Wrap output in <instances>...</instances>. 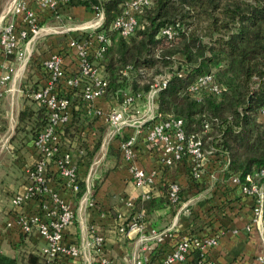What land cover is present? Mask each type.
Instances as JSON below:
<instances>
[{
    "label": "built area",
    "instance_id": "1",
    "mask_svg": "<svg viewBox=\"0 0 264 264\" xmlns=\"http://www.w3.org/2000/svg\"><path fill=\"white\" fill-rule=\"evenodd\" d=\"M68 2L69 0H10L2 16L0 51L5 57L13 56L22 67L29 61L34 40L39 35L53 34L62 38L58 49L42 59L45 74L43 73L38 87L30 92L31 99L46 109L47 121L32 139L34 159L24 168L25 181L20 190L10 195L12 207L21 208L35 200L38 209L34 213H15L6 222V226L16 225L24 234L36 230L45 242L41 254L48 263L62 257L77 259L85 255L89 263L97 261L107 264L109 260L106 257L104 236L95 229L89 230L91 241L87 243L88 248L64 241L65 230L74 221V210L70 200L61 197L50 186L49 171L54 167L61 179L62 188L71 193L80 189L72 150L64 144L62 138L63 129L72 121L74 109L81 107L87 115L103 119L106 124V141L125 134L120 141V154L128 163L131 178L138 187L147 186L152 190L156 175L155 171H146L135 161V146L140 136H143L148 145L160 141L161 161L164 165L171 166L184 156L189 157L194 178H200L203 174L204 159L211 150L203 146L199 136L186 137L181 117L170 115L161 118L157 114L156 96L168 85L170 75L167 72L155 75L144 95L123 89L109 93V77L103 63L107 48L114 35L127 39L144 25L146 20L143 12L151 0H123L121 13L113 19L108 29L113 33L112 37L102 27L104 10L100 4L92 5L91 19L83 20L80 24L46 25V20L52 17H55V21H60L61 14L67 12L64 7ZM48 15L50 16L47 17ZM159 34L172 39L175 29L172 26L162 27ZM129 68L128 65L121 72L126 74ZM14 74L12 63H8L0 73V99L5 92H15L14 85L8 87ZM221 90L222 86L211 74L198 76L187 87V92L197 99L204 92L220 94ZM109 94L116 103L103 110L96 102ZM258 120L264 121V107L258 110ZM207 127L205 124L204 129ZM227 163L226 161L223 169ZM230 181L238 184L242 194L250 198L252 215L246 228L249 231L256 230L264 243V166L246 173L243 179L240 175H232ZM151 190L144 191L140 195L141 200L149 199ZM180 190L178 182L170 183L167 194L171 206L180 203ZM127 204L131 206L132 202L128 201ZM132 230L139 234L142 242L153 241L137 252L134 264H145L148 260L147 253L171 236L169 229L157 231L149 227L142 211L118 226L121 234L129 235ZM217 244L218 240L214 236L182 233L176 238L172 249L162 257L160 264H184L192 249L199 253L194 264H216L208 256V251ZM258 259L264 264V253Z\"/></svg>",
    "mask_w": 264,
    "mask_h": 264
},
{
    "label": "crops",
    "instance_id": "2",
    "mask_svg": "<svg viewBox=\"0 0 264 264\" xmlns=\"http://www.w3.org/2000/svg\"><path fill=\"white\" fill-rule=\"evenodd\" d=\"M1 2V0H0ZM8 2L7 6L9 5ZM7 6L0 14L2 16ZM79 14V12L77 13ZM79 20L91 19L90 15L82 14ZM60 21L63 24L76 23L74 10L61 14ZM56 23L55 17L46 20V25ZM62 42L58 35H50L46 39L34 40L29 61L25 66L14 60L13 56L5 57L0 51V73L8 63L15 68L13 80L8 87H16L19 78L28 70L35 81H41L43 72L34 67V58L46 57L51 51H56ZM43 43V44H42ZM42 49L39 51L37 46ZM33 80V81H34ZM40 84V82H39ZM26 87L21 92L23 98L22 107L13 116L15 92H5L0 99V117L4 111L11 109L9 131L15 129L18 117L24 110L27 102L31 105L30 93ZM113 96L99 99L96 104L103 110H107L116 101ZM119 102V101H117ZM143 105V104H141ZM33 109L35 106H32ZM4 126V125H3ZM0 129H3L0 125ZM106 124L99 117H91L81 107L73 111L71 123L63 129V141L73 153V159L77 166L78 177L83 184V191L78 196L58 185L55 168L49 171L50 186L63 198L69 199L74 210V221L67 227L64 233V241L80 247H87L91 241L89 230L95 229L105 239V252L109 260L107 264H134V258L141 248H146L153 241L140 240L139 234L132 230L129 235L121 234L118 226L135 213H145V220L149 227L157 231L169 229L171 236L156 249L147 253L148 260L145 264H160L162 257L169 252L176 237L182 233H193L199 236H207L215 230L218 244L208 251V256L216 264H263L258 257L264 253V243L256 230L246 228L252 215V202L248 196H241L238 189H223L230 183V176H225L222 165L211 171L203 172L197 180V184L188 182V165L182 160L171 166L164 165L161 161V150L158 144L145 142L143 136L138 138L135 146V161L138 166L146 171H155L154 187H138L134 184L128 170V163L120 154V141L125 137L118 135L115 138L105 140ZM19 142L22 148L13 156L16 169L10 176V185L0 189V264H43L44 257L41 249L44 240L36 230L28 234L22 233L18 226H6L15 213L23 211L34 213L38 206L35 200L21 208L12 207L10 195L21 189L25 181L26 165L33 161L32 138ZM15 145V143H13ZM175 180L181 186V201L176 206L164 202V183ZM224 185V186H223ZM151 190V205L141 200L140 195L144 191ZM227 199V200H226ZM128 201L132 205L127 204ZM176 234V235H175ZM175 235V237H174ZM89 250V249H88ZM82 256L77 259L62 257L47 264H102L97 261L89 263ZM188 260V259H187ZM191 260L189 257L188 262ZM187 263V262H186ZM185 263V264H186ZM187 264H194L187 263Z\"/></svg>",
    "mask_w": 264,
    "mask_h": 264
},
{
    "label": "trees",
    "instance_id": "3",
    "mask_svg": "<svg viewBox=\"0 0 264 264\" xmlns=\"http://www.w3.org/2000/svg\"><path fill=\"white\" fill-rule=\"evenodd\" d=\"M122 2L69 0L64 10L73 9L78 19L81 11L90 15L91 6L100 4L104 10L102 27L109 29L121 13ZM143 16L146 22L128 39L111 36L103 61L109 93L130 88L128 91L144 95L154 76L174 63L168 85L157 93L156 112L161 118L181 117L186 137L199 136L203 146L211 150L204 159L205 172L227 161L225 176L240 175L243 179L246 173L263 167L264 121L258 120V110L264 107V0H151ZM168 26L175 29L172 39L159 34L162 27ZM128 65L129 70L123 74L121 70ZM34 67L45 74L42 57L34 58ZM205 74H211L222 90L220 94L204 92L197 99L187 92V87ZM39 82L32 81L26 92L36 89ZM30 102L35 108L28 105L18 117L17 130L25 134L21 141L33 139L47 121L46 109L33 99ZM154 144L161 150L160 141ZM182 160L188 165V182L197 184L199 178L192 176L189 157ZM56 180L61 187L57 175ZM172 182L177 181H168L162 187L167 203ZM223 189L240 190L231 181ZM82 191L80 182L76 195ZM146 201L151 205V197ZM214 231L207 236L216 237ZM198 257L199 253L192 249L186 262H195ZM43 264H47L45 258Z\"/></svg>",
    "mask_w": 264,
    "mask_h": 264
},
{
    "label": "rangeland",
    "instance_id": "4",
    "mask_svg": "<svg viewBox=\"0 0 264 264\" xmlns=\"http://www.w3.org/2000/svg\"><path fill=\"white\" fill-rule=\"evenodd\" d=\"M10 0H1L0 2V14L1 12L5 9V7L7 6L8 2ZM83 18L81 20L77 19L76 20V24H80L82 23ZM52 24H63V21H58L57 23H53ZM106 31H108V29H105ZM109 34H111V36L113 35L112 32L108 31ZM53 35V34H41L39 35L37 38L38 40L40 39H46L48 36ZM128 39V38H127ZM43 44V43H42ZM42 44H40V46H37V49L40 51L42 48ZM174 69V63L172 66L166 67L164 68L163 72H167L168 75H171L169 72L170 69ZM30 72L28 70H26L22 76L19 78L17 85H16V90H15V98H14V109L12 111L13 116L16 120V113L19 111V109L22 107V103L23 102V98L21 96V92L23 91V89L26 87H29V85L31 84V82L34 80V78L29 74ZM130 89V88H129ZM128 88H126L125 90H129ZM28 102L26 104V106L24 107L25 109L28 106ZM31 107L34 106L33 104L30 105ZM33 108V107H32ZM30 109V107H29ZM11 119V109H8V113L7 111L2 114V116L0 117V125H2L3 129H0V189H3L4 187L9 186L10 183V176L13 175V173L15 172L16 169V162L14 161V157L15 155H17V153H19V151L22 148V143L19 142V137H24V131L22 130H17V126L18 123L15 127L14 130L9 131L8 127H9V122ZM4 125V126H3ZM27 139V138H26ZM25 139V140H26ZM15 143V145L13 144ZM0 200H2L1 194H0Z\"/></svg>",
    "mask_w": 264,
    "mask_h": 264
}]
</instances>
